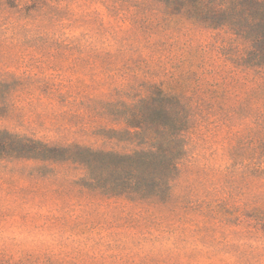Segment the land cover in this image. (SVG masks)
<instances>
[{
    "label": "rangeland",
    "instance_id": "rangeland-1",
    "mask_svg": "<svg viewBox=\"0 0 264 264\" xmlns=\"http://www.w3.org/2000/svg\"><path fill=\"white\" fill-rule=\"evenodd\" d=\"M228 36L158 0H0V129L30 141L0 150V264H264V80ZM162 92L189 118L169 194L106 168L109 194L83 148L157 142Z\"/></svg>",
    "mask_w": 264,
    "mask_h": 264
},
{
    "label": "trees",
    "instance_id": "trees-1",
    "mask_svg": "<svg viewBox=\"0 0 264 264\" xmlns=\"http://www.w3.org/2000/svg\"><path fill=\"white\" fill-rule=\"evenodd\" d=\"M158 1L162 3L166 13H183L188 18L204 23L208 28L223 29L229 34L225 39L228 43L226 53L230 59L244 69L253 70L264 80V0ZM235 42L242 45L239 54L235 53ZM159 96L161 120L158 130L154 132L157 142L153 141L154 136H146L150 140L146 147L134 150L122 158L113 152L83 148L86 155L83 164L89 171L90 178L95 179L111 195L122 192L116 190L118 183L113 180L116 177L106 180V168L116 176L125 172L124 178L128 184L126 191L130 196L147 198L167 196L170 192L171 182L177 173L178 160L184 153L182 131L187 128L189 118L185 104L179 97L164 92ZM145 131L150 134L152 129L146 126ZM16 142L25 145L30 141L0 129V150L11 152V147ZM96 163L104 165V170Z\"/></svg>",
    "mask_w": 264,
    "mask_h": 264
}]
</instances>
